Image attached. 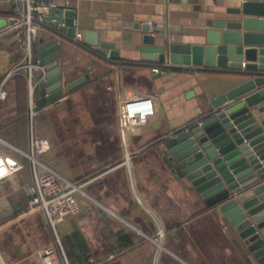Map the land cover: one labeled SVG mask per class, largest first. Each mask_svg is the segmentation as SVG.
I'll use <instances>...</instances> for the list:
<instances>
[{"label": "crops", "instance_id": "1", "mask_svg": "<svg viewBox=\"0 0 264 264\" xmlns=\"http://www.w3.org/2000/svg\"><path fill=\"white\" fill-rule=\"evenodd\" d=\"M56 6L74 8L78 24L97 29L100 38L113 42L120 57L127 61L124 64L105 62L73 46L74 58L66 79L85 74L86 82L50 102L39 104L36 90L31 94L28 87L26 70L11 72L19 60L20 50L13 33L6 29L12 14L11 1L0 0V82L6 92L0 97V151L22 163L13 175L0 179V221L12 218L28 206L29 196L23 187L33 181L34 167L20 150L29 149L32 129L33 134L52 144L49 151L37 155L38 172L48 166L69 179L80 181L101 168L83 179L90 181L84 185V193H78L77 197L84 216L94 212L106 218L107 225L98 232L108 247L99 256L93 252L89 240L91 227L84 230L79 226L77 217H82V212L78 211L58 226L60 237L74 226L79 227L88 241L93 262L257 264L222 215L214 211L199 212L187 186L168 171H162L148 134L151 130L155 136L183 124L199 113L206 98L244 77L132 62L139 57L138 40L144 23L162 24L160 41L167 32L170 41L200 42L205 19L216 15L217 10L234 6V0H56ZM40 30L39 36H50L44 28ZM93 75L98 77L89 80ZM126 85L153 94L160 113L158 121L145 129L123 134L116 100L119 88ZM259 105L264 108V100L254 108ZM94 127L99 133L102 129L101 135L110 134L113 146L108 153L111 155L86 169L71 167L64 158L63 147L71 143L72 135H82ZM109 162L113 163L106 166ZM119 228L133 238L130 248L113 247L111 233ZM160 229L163 235L158 233ZM0 252L5 261L16 262L29 256L31 251L24 254L19 245H3Z\"/></svg>", "mask_w": 264, "mask_h": 264}, {"label": "water", "instance_id": "2", "mask_svg": "<svg viewBox=\"0 0 264 264\" xmlns=\"http://www.w3.org/2000/svg\"><path fill=\"white\" fill-rule=\"evenodd\" d=\"M216 13L205 19L200 42L170 41L167 32L160 41L162 28L144 23L139 57L132 62L244 77L151 141L162 171L187 186L198 211L222 215L255 262L264 264V108H254L264 100V0H234V6ZM76 17L74 8L54 6L39 21L50 36L31 43L33 65L26 71L39 104L86 82L85 74L66 79L73 46L105 62L127 61L113 42L103 41L97 29L80 26ZM77 30L81 35L75 39Z\"/></svg>", "mask_w": 264, "mask_h": 264}, {"label": "built area", "instance_id": "3", "mask_svg": "<svg viewBox=\"0 0 264 264\" xmlns=\"http://www.w3.org/2000/svg\"><path fill=\"white\" fill-rule=\"evenodd\" d=\"M10 1L12 14L6 29L13 33L16 38V46L20 50L19 60L13 65L11 72L20 68L29 71L33 65L30 64L31 43L39 36L40 27L43 28L39 21L49 15L50 9L56 6V0ZM151 23L155 27L162 26L158 22ZM80 35V31L77 30L74 38L78 39ZM36 68L41 71V68ZM153 69L158 70L157 67ZM5 94V89L0 82V97L3 98ZM116 103L117 118L123 134L145 129L147 125L158 121L160 113L158 102H156V97L149 92H143L127 85L122 86L118 90ZM28 143L29 149L27 151L19 149L34 167L33 181L26 183L23 187L26 195L29 196L28 206L20 211L14 219L8 220L0 227L16 223L18 220L40 212L45 217L52 235H54V242L39 246L28 255L35 264H68L63 254L58 226L80 210L77 194L84 193L83 187L90 180L76 181L69 179L45 165L46 170L38 172L35 169L36 163H40L37 155L49 151L51 143L46 138L33 134L32 129L30 130ZM21 167V162L0 151V179L13 175ZM158 233L163 235L162 229ZM0 264H14V262L5 261L0 252ZM93 264L100 263L93 262Z\"/></svg>", "mask_w": 264, "mask_h": 264}, {"label": "rangeland", "instance_id": "4", "mask_svg": "<svg viewBox=\"0 0 264 264\" xmlns=\"http://www.w3.org/2000/svg\"><path fill=\"white\" fill-rule=\"evenodd\" d=\"M99 131L100 133H103L102 129H99ZM69 133L71 134V132ZM100 133L98 132V129L94 127L91 128L89 132L82 135H72L73 139H71V143L62 149V153L65 155L64 158L71 167L74 166L75 169L79 167H81V169H86L87 167H91L94 162H104L107 159L106 157L111 155L108 153V151L113 146V142L109 140L111 136L110 134L101 135ZM148 134L149 137L154 136V133L151 132V130L148 132ZM154 146L155 149H157L155 144ZM80 212L83 214V208L80 209L78 213ZM16 216H13L12 218L8 217L4 221L1 220L0 226L8 220L14 219ZM77 218L80 220H78L80 224L79 226L84 228V230H87L88 228L90 229L91 227L92 231L89 236L91 248L93 252H97V255L99 256L101 251L108 247L107 243L101 238V234L98 232L102 226L107 225L105 223L106 218L102 219L101 216L94 212L91 214V216L90 214H87L86 216L83 214L82 217L79 216ZM45 221V217H43L39 212L35 215L28 216L25 219L18 220L16 223L14 222L12 224L0 227V249H2L3 245L9 247L19 245L24 250L22 253L27 254L32 251V249H36L39 246L52 244L54 242V235H52V231ZM14 264L35 263L30 256H27L22 259H18V261L14 262Z\"/></svg>", "mask_w": 264, "mask_h": 264}, {"label": "trees", "instance_id": "5", "mask_svg": "<svg viewBox=\"0 0 264 264\" xmlns=\"http://www.w3.org/2000/svg\"><path fill=\"white\" fill-rule=\"evenodd\" d=\"M96 77L98 76L93 75L89 78V80L94 79ZM112 163L113 162H109V164L106 166H109ZM100 170L101 168L94 169L90 173L80 178V181H83L84 178L87 179L88 177H91L92 174L97 173ZM17 213L14 216H16ZM111 234L113 238L110 241H112V245L116 250H120L122 249V247L130 248L134 243L133 238L129 234H127L122 228L112 231ZM60 238L63 254L68 264L93 263L92 253L90 252L88 241L78 226H74V228L70 232L62 234Z\"/></svg>", "mask_w": 264, "mask_h": 264}]
</instances>
